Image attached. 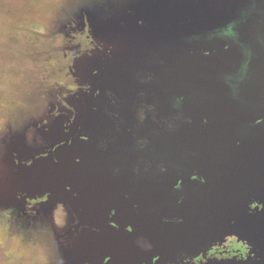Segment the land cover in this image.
<instances>
[{
  "label": "water",
  "instance_id": "95a60500",
  "mask_svg": "<svg viewBox=\"0 0 264 264\" xmlns=\"http://www.w3.org/2000/svg\"><path fill=\"white\" fill-rule=\"evenodd\" d=\"M245 50L252 56L246 78L238 84L239 98L234 99L232 86L244 72ZM96 62V80L106 81L119 100L125 132L120 137L133 136L140 92L153 97L156 118L182 113L192 123L181 121L174 131L163 128L139 151L152 154L153 163H166V182L133 181L128 176L132 159L124 152L130 147L120 144L101 153L84 150L81 144L65 145L55 153L58 164L34 163L16 180L19 190L29 195L50 191L51 198H63L84 225L98 229L82 264H104L107 256L109 264H151V256L157 254V264H170L179 252L195 255L231 232L247 239L256 255L264 257V211H248L253 200L264 203V123L251 126L264 116V3L251 34L246 29L235 38L188 49L152 45L131 58L101 52ZM138 74L154 78L141 83ZM178 96L185 98L179 110L173 107ZM76 157L80 164L74 162ZM123 158L127 174L113 175L114 165ZM193 173L203 174L207 182L190 180ZM177 179L183 185L173 191ZM65 185L78 195L65 191ZM181 195L184 201L177 204ZM112 208L119 230L108 226ZM165 217L182 222L164 223ZM127 224L133 226L132 234L124 231ZM140 235L153 243V253L136 247Z\"/></svg>",
  "mask_w": 264,
  "mask_h": 264
},
{
  "label": "clouds",
  "instance_id": "9594fccd",
  "mask_svg": "<svg viewBox=\"0 0 264 264\" xmlns=\"http://www.w3.org/2000/svg\"><path fill=\"white\" fill-rule=\"evenodd\" d=\"M136 0H0V173L3 172V162L6 160L10 146L22 137L24 144L32 149H43L36 152L32 159L21 160L18 153L11 152L12 164L15 166L32 167L36 160L52 158L54 164L59 163L55 153L65 145L71 146L72 138L67 141L51 143L45 138L50 131L53 121L61 116L67 117L63 122V131L67 135L75 123L78 111L76 106L69 103L73 97L79 99V94H89L93 98L101 95V90L88 82H81L78 75L77 62L84 57L91 58L96 52H104L111 56L112 46L97 41L93 34L90 17L102 21H110L123 14H133ZM143 25V20H138ZM234 25L230 24L227 35L233 38L236 33ZM227 48V45H225ZM205 56L209 55L204 51ZM247 59L244 72L239 76L237 85H233L232 96L238 99V84L246 78V70L252 53L245 50ZM98 74L94 70L92 75ZM138 78L141 83L153 80L152 74ZM231 80V77H227ZM104 94L116 105L117 98L110 90ZM141 97L144 96L140 92ZM184 96L175 97L173 107L181 108ZM93 107V111H95ZM156 105L141 103L135 110L138 125L142 126L148 114L156 120ZM70 113V115H69ZM109 117H118L119 113L109 112ZM192 123L190 117L182 113L163 121L169 131L177 127L176 121ZM203 123L207 124L205 118ZM264 123V116L256 118L251 126ZM119 131V129H117ZM88 135L81 134L79 140L89 141ZM237 141V145H239ZM149 144L146 137L135 138L137 150L143 151ZM98 150H107L108 141L100 140ZM80 164L79 157L75 158ZM141 170L135 166L132 171L136 176L147 173L152 167L151 162H143ZM159 173H167L168 166L160 163ZM113 175L120 173V168H113ZM190 180L207 182L205 177L193 173ZM182 179H177L172 185L173 191H180ZM67 192H72L71 185H65ZM51 192L29 195L25 191H17L14 202L0 203V264H69L66 250L71 247L78 236L77 225L79 218L63 201L57 200L54 205L44 210L51 200ZM73 197L78 193L72 192ZM125 199L128 194L125 193ZM17 201H23V206H17ZM184 196H180L176 203L182 204ZM133 207H138L133 205ZM249 214L264 211V203L253 200L248 205ZM116 209L108 213V226L119 230L112 217ZM164 223H181L182 219ZM235 223V221H233ZM86 225L81 226L83 230ZM98 231V229H93ZM71 232L69 237L68 232ZM124 231L132 234L131 224L124 227ZM136 247L146 254L154 251L153 243L145 236H137L134 241ZM160 255L151 256V264L160 261ZM259 261L253 251V245L242 239L236 232L225 233L221 239L214 240L205 250L195 255L179 252L170 264H248L249 260ZM110 256L105 257L104 264H109ZM87 264V262H85ZM141 264H148L142 260Z\"/></svg>",
  "mask_w": 264,
  "mask_h": 264
},
{
  "label": "rangeland",
  "instance_id": "374dc122",
  "mask_svg": "<svg viewBox=\"0 0 264 264\" xmlns=\"http://www.w3.org/2000/svg\"><path fill=\"white\" fill-rule=\"evenodd\" d=\"M263 3L264 0H136L131 15L123 14L110 21L97 20L92 17L90 19L93 34L97 41L104 42L105 51L108 45L112 46L110 57L118 55L131 58L152 45H159L162 48L188 49L196 44L209 45L221 42L231 37L226 34L230 24L234 25L233 30L236 34H240L246 29L251 34L258 22ZM138 20H143V25H139ZM100 53L96 52L91 58L86 56L77 62L81 82L91 83L93 91L98 87L93 85L97 75L93 76L92 72L95 70L96 58ZM69 103L76 106L78 111L77 119L71 126V132L76 130L78 133L89 129L92 118L97 117L99 113H105V115H108L109 112L116 113V106L111 103L103 90L97 98L80 93L79 99L73 97ZM93 107H95V111H93ZM65 118L67 119V117L61 116L52 122L50 131L46 133L51 136L46 135V139L59 137L55 136L57 135L55 132L58 130L57 133H60L59 128L63 127ZM135 136L139 138L138 135ZM30 150L31 148L24 144L22 137L17 138L10 146L9 154L3 162V172L0 173V203L14 202L17 190L20 191L17 185L12 189L7 183V178L17 180L31 168L24 167L22 164L20 166L13 165L11 152L18 153L19 158L25 160L28 153H34ZM57 200L63 201L69 206L63 198L56 197L51 198L49 204L42 205V208L50 209ZM16 203L17 206H23V201ZM81 226L84 224L79 220V225H77L79 234L65 253L69 264H82L89 254L94 240L98 237V231H94V228L86 225L87 227L80 230ZM68 235L71 237L70 231ZM261 260L263 262L259 261L257 264H264V259Z\"/></svg>",
  "mask_w": 264,
  "mask_h": 264
},
{
  "label": "flooded vegetation",
  "instance_id": "af4514ba",
  "mask_svg": "<svg viewBox=\"0 0 264 264\" xmlns=\"http://www.w3.org/2000/svg\"><path fill=\"white\" fill-rule=\"evenodd\" d=\"M93 85H96L98 88H100V90H103V92H105V90L111 91V89L109 88V84L106 81H99V80L94 79ZM104 100H106V99H104ZM142 102L143 103H153V97L147 96L146 94H144L143 97L140 96L137 108L139 107V105ZM115 106H116V113H119L118 117H109L107 114L105 115V113H103V114L99 113V115H98V116H100L99 118H97L98 116L97 117L94 116V118H92V120L94 119V121L92 122V120H91L90 128L88 127L89 129H85V131L78 132V133H76V130L74 132L70 131L67 135H65L64 131H63V127H62V128H59L60 129L59 134L57 133L58 130L55 132V134H57L55 136H59V137H57L56 139H50L49 141L51 143H58L61 140L67 141L69 138H72L73 143L71 146H74V144H78V145L81 144V145H84V147H85L84 150L91 152V150H93L95 148L96 151H98L99 153H101L102 151H105V150H98V148H97V144L99 143L100 140L108 141L107 150H109V148H111L113 145H117V144L128 145L130 147V149H127V151H124V152L126 153L127 156H131V159H132V163L129 164V169H128L129 175L128 176H130V178H132L133 181H136V180L137 181H143L144 183H147L148 185L155 183V182H166V173L162 174V173H159V171H158L157 166L160 163H153V157L154 156L152 154H147V155L140 154L139 150H137V148L135 146V138H136L135 135H138L137 137H139V138L140 137L148 138V140H149L148 146H150L151 141L155 139L153 136L158 135L160 132H162L163 128L166 129V125L163 123L165 118L164 119L156 118V120L153 121L151 119L152 114H148V118L146 119L145 123L142 126L138 125V123L136 122V118H135V126H134L133 134H132L133 136L131 137V139H125L123 137H120V135H122L125 132L123 129V116H122V112L120 110V104H119L118 98H117V103ZM65 120H66V118H65ZM179 122H181V121H179V120L176 121V123H179ZM117 129H119V131ZM81 134L88 135L90 138L89 141L86 143L80 141L79 136ZM46 135L51 136V134L45 133V136ZM39 151H43V149H32L31 148L30 152H34V153L33 154L28 153L26 155V156H28L26 159H32L34 154L36 152H39ZM89 152H87V153H89ZM143 162H151L152 167L150 168V170L147 173H142V175L136 176L133 173L132 169L135 166H139L142 170L144 167ZM34 163H53V162L49 161V160L41 159V160H36ZM114 167L120 168V173L118 175L123 174V173L127 174L125 169L128 166H127L125 158L122 159V163H117L116 165H114ZM31 168H29V169H31ZM199 176H201V175H199ZM202 176H203V174H202ZM7 183L9 184V186H11L12 189H14L15 185H16V180H12V179L7 178ZM22 191H24V190H22ZM165 197H166V195H165Z\"/></svg>",
  "mask_w": 264,
  "mask_h": 264
},
{
  "label": "trees",
  "instance_id": "16d2710c",
  "mask_svg": "<svg viewBox=\"0 0 264 264\" xmlns=\"http://www.w3.org/2000/svg\"><path fill=\"white\" fill-rule=\"evenodd\" d=\"M257 257H259L260 259H259V261L260 262H263V260H261V259H264V257L263 256H260V255H257ZM263 257V258H262ZM259 261H252L251 259L249 260V262H248V264H252V263H255V264H257V263H259Z\"/></svg>",
  "mask_w": 264,
  "mask_h": 264
}]
</instances>
